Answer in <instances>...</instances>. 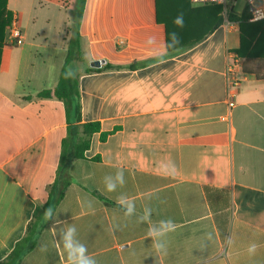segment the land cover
I'll return each mask as SVG.
<instances>
[{
    "label": "crops",
    "instance_id": "crops-1",
    "mask_svg": "<svg viewBox=\"0 0 264 264\" xmlns=\"http://www.w3.org/2000/svg\"><path fill=\"white\" fill-rule=\"evenodd\" d=\"M66 1L7 0L24 41L5 44L0 60V262L36 207L62 193L19 264H67L60 236L70 226L96 264H264V61L243 59L231 92L239 24L221 10L216 28L214 6L190 0H85L78 22L80 6ZM77 39L68 106L55 89ZM90 123L101 130L88 137ZM169 220L157 251L149 229Z\"/></svg>",
    "mask_w": 264,
    "mask_h": 264
},
{
    "label": "trees",
    "instance_id": "trees-1",
    "mask_svg": "<svg viewBox=\"0 0 264 264\" xmlns=\"http://www.w3.org/2000/svg\"><path fill=\"white\" fill-rule=\"evenodd\" d=\"M85 0H81L80 8L77 11L76 18L78 22L82 19V13L84 8ZM7 0H0V60L2 55L3 47L5 46V40L7 37V30L12 22V14L7 10ZM216 12V28L220 26L223 22V18L220 16L221 7L214 6ZM250 15L248 10L245 9L240 16H238L234 11L229 17V21L236 22L240 27V37L241 44L237 50V54L245 60V62H260L264 61V20L259 22L250 23ZM77 49L78 56L75 54L74 49ZM76 59H82L79 49V39L73 41L69 55L66 60L65 68L61 73V78L58 86L55 89V97L62 100L68 106L71 100L78 96V81L76 78L68 77L66 78V72L68 66ZM98 71L96 69H89V72ZM52 96L51 92H46L41 94V97ZM86 134L90 137L94 133H98L101 130L99 123H90L85 126ZM107 134H102L101 140L104 141ZM89 139L82 140L76 146L75 158H82L85 151L89 148ZM63 194L61 193L56 198H49V200L43 204L38 205L34 210L32 219L27 227V230L21 240H19L11 253L0 262V264H19L22 259L30 253L37 245L39 236L43 229L51 223L52 220H48L45 217V212L51 209L54 210ZM106 205H111L112 203L101 198Z\"/></svg>",
    "mask_w": 264,
    "mask_h": 264
},
{
    "label": "built area",
    "instance_id": "built-area-1",
    "mask_svg": "<svg viewBox=\"0 0 264 264\" xmlns=\"http://www.w3.org/2000/svg\"><path fill=\"white\" fill-rule=\"evenodd\" d=\"M196 7L219 6L222 9V16L226 22L234 11L235 6L240 0H190ZM244 2L250 15L249 21L259 22L264 20V0H241ZM24 41V34L21 30L17 18H12L8 28L6 44L12 47H19ZM228 64L226 69V82L228 88L233 93L241 84L243 78V58L237 53L228 54ZM234 96V94H233ZM234 106V101L230 102Z\"/></svg>",
    "mask_w": 264,
    "mask_h": 264
},
{
    "label": "clouds",
    "instance_id": "clouds-1",
    "mask_svg": "<svg viewBox=\"0 0 264 264\" xmlns=\"http://www.w3.org/2000/svg\"><path fill=\"white\" fill-rule=\"evenodd\" d=\"M174 24L179 27H183L182 15L176 17V19L174 20ZM171 40L175 44L179 43V38L175 32L171 34ZM149 42H151V39L149 40ZM73 76L74 74L70 73L69 71L66 72V78ZM118 177L119 182L122 185L124 183L122 171L118 172ZM106 187L109 191H114L116 189L115 184H106ZM118 203H123V201L118 199ZM132 210V205H129L128 214H130ZM45 217L48 220H53V212L51 209L46 210ZM173 229L174 224L170 220L162 221L158 228L151 227L149 229L148 235L156 240L155 248L157 249V251H160L165 247L160 238L165 236L168 231H171ZM60 243H62L63 249L66 252L67 264H96L94 257L88 254L87 247L76 238L75 226H70L61 233Z\"/></svg>",
    "mask_w": 264,
    "mask_h": 264
},
{
    "label": "rangeland",
    "instance_id": "rangeland-1",
    "mask_svg": "<svg viewBox=\"0 0 264 264\" xmlns=\"http://www.w3.org/2000/svg\"><path fill=\"white\" fill-rule=\"evenodd\" d=\"M66 2L69 3V0H67ZM79 6H80V0H76V2L74 3V9L75 10L78 9ZM243 6H244V2L241 1V0L238 1L237 4H236V6H235L234 12H236V13L241 12L242 9H243ZM67 14L68 13L66 11L65 15H67ZM55 15H56L55 17H56L57 24H59V21H60V23H62V20L64 18L63 11L61 13H59L58 11H56L55 12ZM71 31L74 33V31H73V25H72ZM74 66H75V72H74L75 75H78L79 72L83 71V67H84L83 66V63H81V62L78 61V62H76V64L74 63Z\"/></svg>",
    "mask_w": 264,
    "mask_h": 264
},
{
    "label": "water",
    "instance_id": "water-1",
    "mask_svg": "<svg viewBox=\"0 0 264 264\" xmlns=\"http://www.w3.org/2000/svg\"><path fill=\"white\" fill-rule=\"evenodd\" d=\"M103 64H104V61H96V62H93L91 66L94 68H101Z\"/></svg>",
    "mask_w": 264,
    "mask_h": 264
}]
</instances>
